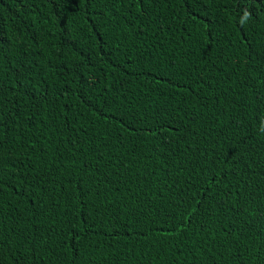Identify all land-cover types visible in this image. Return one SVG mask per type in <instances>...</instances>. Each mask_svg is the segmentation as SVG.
<instances>
[{
    "label": "trees",
    "instance_id": "trees-1",
    "mask_svg": "<svg viewBox=\"0 0 264 264\" xmlns=\"http://www.w3.org/2000/svg\"><path fill=\"white\" fill-rule=\"evenodd\" d=\"M0 264H264V0H0Z\"/></svg>",
    "mask_w": 264,
    "mask_h": 264
}]
</instances>
